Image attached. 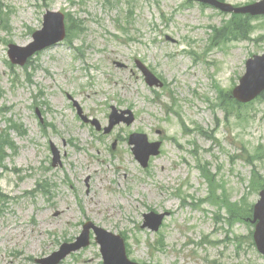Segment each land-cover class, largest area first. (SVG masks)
Instances as JSON below:
<instances>
[{
  "label": "rangeland",
  "instance_id": "rangeland-1",
  "mask_svg": "<svg viewBox=\"0 0 264 264\" xmlns=\"http://www.w3.org/2000/svg\"><path fill=\"white\" fill-rule=\"evenodd\" d=\"M110 1L0 0V132L11 142L0 162V264H40L87 220L124 234L140 264H264L252 225L225 220L251 209L264 186V95L245 105L227 96L264 49V18L246 21L243 36L228 14L195 2ZM46 10L84 29L12 65L8 44L30 41ZM210 26L223 30L213 38ZM136 60L162 86H148ZM111 107L119 121L104 132ZM132 132L160 141L146 167ZM150 211L168 212L156 232L141 226ZM58 264H103L99 245Z\"/></svg>",
  "mask_w": 264,
  "mask_h": 264
},
{
  "label": "water",
  "instance_id": "water-1",
  "mask_svg": "<svg viewBox=\"0 0 264 264\" xmlns=\"http://www.w3.org/2000/svg\"><path fill=\"white\" fill-rule=\"evenodd\" d=\"M204 2H209L221 9L225 10H234L236 12H248L250 14H264V0L256 2L254 4L241 7L233 8L230 5L219 3L215 0H201ZM48 16H55L57 18L56 22H51ZM62 15L59 13H48L45 16V21L43 28L39 31H36L33 34L34 41L29 43L25 47H17L10 45L8 51L9 56L12 62H17L23 64L26 58L32 55L36 50H39L45 46L55 43L56 41L64 37V25L62 21ZM18 58L15 59L14 56ZM147 80L151 84L153 81L150 77L151 75L146 72ZM264 89V53L262 55H255L252 58L247 59L246 61V72L241 77L239 85H237L232 94L239 101L246 102L253 99ZM155 152V151H153ZM139 155V154H138ZM148 153L144 158H139L142 165H146ZM56 160V157L54 158ZM163 215H158L157 220L153 223V229H157L160 224L161 218ZM252 222H255V231L253 234L254 242L257 249L264 256V189L259 193V199L253 207V219ZM92 224L84 225V230L81 235L78 237V241L72 244H63L61 249L57 252H54L52 256L48 259L40 260L44 264L54 260V263L57 262L60 258L65 256L68 252L79 248L82 245L88 243V228ZM96 232V240L101 245V252L103 254L106 264H135L126 259L123 241L118 236H113L111 233L106 232L101 228L92 226ZM108 238L117 239V248H112L109 243H107ZM116 252L118 254L117 258H113L111 253Z\"/></svg>",
  "mask_w": 264,
  "mask_h": 264
},
{
  "label": "trees",
  "instance_id": "trees-1",
  "mask_svg": "<svg viewBox=\"0 0 264 264\" xmlns=\"http://www.w3.org/2000/svg\"><path fill=\"white\" fill-rule=\"evenodd\" d=\"M233 17H234V19L231 21L233 29L242 32L243 36H244V34L246 35V33H245L246 20H247L246 18H248L249 16L237 14ZM0 140H2V142L0 141V151H2V148H5L6 143H7L6 135H4L3 133H0ZM9 144H11V143H9ZM229 212L231 215L235 214V216H238V217H241L244 219H246L248 216L251 215V209H248L246 211H240V212L235 211V210L234 211L229 210ZM238 214L242 215V216H239Z\"/></svg>",
  "mask_w": 264,
  "mask_h": 264
}]
</instances>
